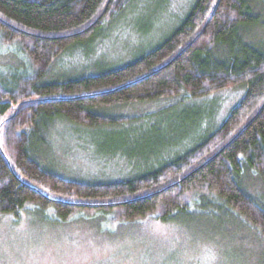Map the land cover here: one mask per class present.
Masks as SVG:
<instances>
[{
	"label": "trees",
	"instance_id": "1",
	"mask_svg": "<svg viewBox=\"0 0 264 264\" xmlns=\"http://www.w3.org/2000/svg\"><path fill=\"white\" fill-rule=\"evenodd\" d=\"M130 2L0 0V46L27 64L22 72L8 68L0 75V213L18 215L33 205L51 209L61 221L80 211L108 210H114L113 221L147 216L166 221L204 197L256 230L264 245V208L239 184L248 168L264 186V45L242 37L244 26H259L260 16L252 17V11L264 0H220L215 12L217 0H195L178 27L135 62L98 75L40 83L68 47ZM239 88L243 98L218 127L175 160L134 178L80 183L44 170L36 159L35 143L48 120L103 133L139 120L110 116L116 106L200 100Z\"/></svg>",
	"mask_w": 264,
	"mask_h": 264
},
{
	"label": "rangeland",
	"instance_id": "2",
	"mask_svg": "<svg viewBox=\"0 0 264 264\" xmlns=\"http://www.w3.org/2000/svg\"><path fill=\"white\" fill-rule=\"evenodd\" d=\"M194 2L131 0L109 23L68 47L40 83L98 75L135 62L178 27ZM252 14L260 16V24L244 26L243 40L264 45V3ZM26 67L12 49L0 46L1 76L8 68L22 72ZM244 94L239 88L200 100L116 106L110 116L139 120L103 133L48 120L35 143L36 159L44 170L80 183L134 178L191 150ZM239 184L264 208V186L257 174L244 168ZM113 213L80 211L67 221L33 205L18 215L0 213V264H264L257 231L212 198L201 197L166 221L150 216L113 221Z\"/></svg>",
	"mask_w": 264,
	"mask_h": 264
},
{
	"label": "water",
	"instance_id": "3",
	"mask_svg": "<svg viewBox=\"0 0 264 264\" xmlns=\"http://www.w3.org/2000/svg\"><path fill=\"white\" fill-rule=\"evenodd\" d=\"M219 1H220V0H217V2H216V4H215L214 12H215V10H216V8H217V6H218ZM210 18H211V17H210Z\"/></svg>",
	"mask_w": 264,
	"mask_h": 264
}]
</instances>
